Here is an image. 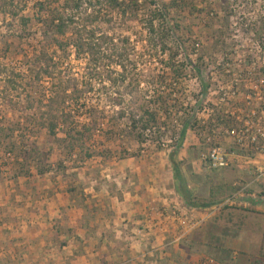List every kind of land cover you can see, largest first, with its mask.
Wrapping results in <instances>:
<instances>
[{"label": "rangeland", "instance_id": "obj_1", "mask_svg": "<svg viewBox=\"0 0 264 264\" xmlns=\"http://www.w3.org/2000/svg\"><path fill=\"white\" fill-rule=\"evenodd\" d=\"M161 1L171 7L162 26L167 31L168 26L177 27L174 35L169 32L167 36L170 51L165 55H157L148 43L142 22L130 21L117 13L109 17L111 12L107 7L102 9L101 22L83 21L88 32L96 34L91 40L104 43L103 49L108 55L96 69L95 65H88L87 57H77L73 44L79 29L70 28L62 38L46 35L45 28L38 21L39 8L42 3L50 7L51 0H0V130H15V141L31 158L29 175H25L26 170L22 177H17L21 167L16 165V156L9 157L4 152L0 155V264H71L69 259L73 256V259L79 258V262L87 260L85 249L89 245L99 246L101 237L98 233L109 236L108 239L102 238L112 253L116 242L134 252L140 238L154 240L153 249L162 251L168 243L167 237L173 236V242L180 237L179 232L189 226L187 217L181 218L186 225H180V230L177 225L175 231L164 224L159 226L155 220L160 209L157 197L152 198L148 193L149 199L142 201L135 195H140L143 189L133 191L144 188V181H157V176H163L162 169L168 167L169 153L176 145L171 141L178 136L183 125L196 116V111L187 109L186 103L188 97L197 94V74H202L206 85L215 87L217 80H221L220 68L213 59L220 62L221 57L229 55L231 62L238 67L237 58H258V71L264 72V0H252L255 5L248 7L240 6L243 1L238 3L239 6H233L236 11L229 28L224 22L228 0ZM87 2L90 0H83L84 8L89 7ZM92 10H99V5L90 8L89 14ZM24 18L31 21L25 25ZM110 18L111 23H107ZM253 21L255 24L250 23ZM216 33L219 44L213 43ZM105 36L108 42L111 38L117 40L106 45ZM85 37L87 39V35ZM127 37L132 41L128 47L130 60L124 62L127 81L123 83L120 78L123 68L117 66L111 55L117 48L119 52L123 49L119 39ZM223 42L227 49L222 46ZM257 42L260 48L255 45ZM196 44L200 47L197 48ZM176 52L180 56L176 60L178 65H175L180 67L181 76L174 75L165 66L170 54ZM51 65L58 67L61 73L39 80L36 74L40 68L44 70ZM13 83L17 90L12 88ZM161 99L167 100L166 103L159 101ZM159 102L162 103L157 107ZM73 110L75 113L70 115ZM146 110L158 114V126L162 129L149 133L148 143L142 145L138 140L140 126L136 131L130 129L129 120L133 115L137 119L144 117ZM123 113L127 117L121 119ZM52 124L57 125L59 139L66 138L65 132L70 130L85 133V147L81 142L82 149L77 148L69 157L65 146L61 148L51 134ZM194 127L189 131L182 154L188 150L191 156H195L198 152L199 131L197 125ZM87 154H92L93 158H86ZM47 168L50 172L39 173L40 169ZM67 184L84 191L85 208H79L62 193ZM204 188L207 190L208 187L204 185ZM204 193L201 191L202 195ZM229 196L228 190L217 196V201L226 203ZM135 198L136 203L132 202ZM153 199H156L155 203L150 207ZM132 203L134 210L130 215L128 206ZM134 204L141 205L137 212ZM177 208L180 210L179 206ZM152 209L156 210L155 214ZM230 211L223 208L222 212L212 216L216 223L225 225L223 229L228 228L229 234L235 229V232L247 236L249 230L257 231L263 227L264 218L256 215L259 212L251 213L252 217L246 214L248 218H240L236 213L234 221L237 225H232L227 218ZM239 211L235 209L233 212ZM86 214H90V219L86 221L87 226L81 228L78 221ZM205 217L197 214L200 222L197 229L204 225ZM69 230L75 234L69 239L70 245L62 247L61 242L67 240ZM190 230L192 228L186 227L180 233L185 235ZM78 232L84 240H77L80 238ZM111 235L114 244L110 247ZM115 235L120 239L116 238V241ZM127 236L131 239L129 242L125 239ZM219 237L225 246L226 235ZM178 245L179 248H169L173 260L170 264H197L193 258L197 253V235L182 239ZM228 255L225 262L238 264L230 253ZM257 257L253 256L251 261L264 262V245L260 258ZM92 260L90 263H95ZM204 260L207 264H216L217 261L208 255L198 264H203ZM127 262L132 263L131 259L130 263ZM135 262L139 264V261ZM145 262L146 259L140 264Z\"/></svg>", "mask_w": 264, "mask_h": 264}, {"label": "trees", "instance_id": "obj_2", "mask_svg": "<svg viewBox=\"0 0 264 264\" xmlns=\"http://www.w3.org/2000/svg\"><path fill=\"white\" fill-rule=\"evenodd\" d=\"M241 2L242 4H240V6H253L255 5L254 2L252 0H228L226 1L227 6V11H226V18L224 19L225 25L227 28H229L230 25V20L231 18L234 16V11H236L235 7L233 6H239V2ZM230 2L234 3V5L230 4ZM90 8H94L99 5V10H92V12L89 14L90 8L87 6L86 8H84L85 4L83 3V0H51L50 7H47L46 3H42L40 4V8H39V24L43 25V27L45 28V32L46 35L47 34H53L56 37H66L68 31L70 30V28L75 27L77 30V38L74 41V46L75 49L77 51V57L80 59L82 57H87L85 60L87 61L88 65L92 64L95 65V68L98 69L99 66H101V62L104 61L106 58H108V55H106L105 53V49L104 48V43H96L95 40H91L93 38H95L96 34L94 32H88L87 27H85V25L83 24V21L85 22L86 20H91V23H98L101 22L102 20V12H103V7H107L110 9V15L109 17H111L113 15V13H117L119 16L124 17L125 19H129L130 21H139L143 23V27L146 28L147 31V40L148 43L156 50L157 55H165L170 51V48L168 46L167 43H169V40L167 39V36L169 34V32L171 33V35L176 33L177 27L175 25L171 26V28H169L168 26V31L164 29V27L162 26V22H165V18L166 16H169V12H170V5L167 3H164L161 0H96L95 2H92V0H90V2H87ZM176 3L173 2V5H175ZM238 4V5H237ZM171 5V6H173ZM264 7V6H263ZM53 8V9H52ZM146 8V9H145ZM197 11H198V7H197ZM199 12V11H198ZM144 13V14H143ZM83 17L86 19H83ZM108 17V18H109ZM24 23L25 25H27L31 20L24 18ZM107 23H111V18L106 20ZM251 24H255L254 22H250ZM251 31H254L253 28H251ZM167 31V32H165ZM87 33V34H84ZM167 33V34H166ZM85 35H87V40ZM174 37V36H173ZM218 33L215 34V36L213 37V43H217L219 44L220 42H218ZM86 39V40H85ZM103 39H105V41H107L105 44L108 45L109 43H112L114 41H116L117 39L115 38H111L110 42H108V38L107 36L103 37ZM176 39V38H174ZM177 40V39H176ZM120 43L123 44V49H120V52L117 51V48L115 50V53L113 52V54L111 56H113V60L116 61L117 66L123 68V73L121 74L120 78L121 80L126 82L127 81V76L126 73H128L127 68L124 64V62L129 61L130 60V53H129V46L131 45V41L132 39L127 37V38H121L119 39ZM147 42V41H146ZM60 47L62 48V44H59ZM72 45V46H73ZM222 46L225 47V49H227L226 44L223 42ZM172 51V50H171ZM180 56V54L178 52L176 53H172V55L170 54L169 56V60H167L165 62V66L168 70H170L174 75L177 76H181V71H180V67H177L175 65L176 60L178 59V57ZM110 57V56H109ZM58 67H53L48 66L46 67V69H41L39 70V72L36 74L37 78L40 80L41 78H53L56 77V73L59 72L57 70ZM56 69V70H55ZM29 72L32 73L33 71L30 69L29 67ZM61 73V72H59ZM34 77V76H33ZM197 77H200L201 82H202V87L204 88V92L206 93V91L208 90V85H206L204 83V80H202V74L198 73ZM10 83L12 84V82L10 81ZM117 83V81L115 82ZM16 85H12L13 89L15 88ZM162 98V97H161ZM159 101H162L163 104L166 103L167 100L165 99H161ZM159 102L158 105L156 104V106L158 107L160 105ZM72 110V107L70 108ZM74 112L70 111V115ZM75 113V112H74ZM93 115V114H92ZM133 115V114H132ZM93 117V116H92ZM127 116H125V114H121V119L126 118ZM158 114L154 113V112H150L148 110L145 111V116L142 118L137 119V116L133 115L131 116V119L129 120V127L132 130H137L140 126V134H138V140L139 142L144 145L148 143L147 138L149 137V133H153V131H155V129L159 128L160 130L162 128H160L158 126ZM195 118L193 119H189L182 127L180 133H179V140L177 141V143H175L176 145L172 148V150L169 153V161L171 164V168L174 172V177H175V184H176V191L179 194V196L182 198V200L184 201V204L189 208V209H194L197 210V212H200L202 210H206L209 208H214L215 211H212L209 214V217H207V220L211 218V220L214 218L212 216L216 215V213L218 212H222L223 208H225L226 210H232V212L230 211L229 213L231 214L228 218V221L230 223L235 222L234 218L236 213L233 212L235 209H239L240 212L243 210V207L240 206L241 202H246V200L240 198V195L244 194L245 196L250 195V193L252 194V191H245L242 192L241 189H231L229 190L230 192V196L228 197L226 203L225 202H218L217 199L216 200H212V201H206L203 200L202 198H199L198 196L196 197L194 195V193L188 188V185H186L185 180L182 176L181 173V169L183 167V165H185V161L184 160H180L181 158V151L183 150V146L185 143V139L187 137V133L190 130H193L196 125V121ZM194 122V123H193ZM131 125V126H130ZM56 128L57 125L52 124L51 125V134L54 136V138H56V141L58 143V145L62 148V146H65V150L67 153H69V157L73 156L74 152L76 151L77 148L82 149V143H83V147H85V133L79 131L78 129H75L73 131H68L65 132L66 138L64 139H59L57 138V134H56ZM86 129V128H85ZM7 132V133H6ZM15 130H8V131H1L0 130V155L2 152H4L5 154H7L9 157L14 155L16 156L15 158V162L16 165L20 166L21 170L19 175H17V177H22V175H24L25 171L27 170L28 172L25 175H29V163L31 162V158L29 155H27V152H24L22 149L21 144H18L15 141ZM73 133L76 134V136H73ZM74 137V138H73ZM162 137H157V139H159ZM159 141V140H158ZM82 142V143H81ZM67 144H69V146H67ZM198 148V152L196 153V158H197V162L198 164L202 167V169L208 171L209 173H214L217 171H224V170H231V169H239V167H232V168H228V169H223V170H210L208 169L204 162H203V155L205 153H207L208 148L210 147V144L207 143L206 140L202 139H198V143L197 146ZM88 159H92L93 155L91 154H87ZM1 161V158H0ZM1 169L2 166L0 165V176H1ZM241 170V169H239ZM50 172V169L47 168V170H39V173L41 175H44L46 173ZM264 186V180L261 181V183ZM66 187V186H65ZM227 190L222 188L220 190V192L218 194H221L222 192H226ZM62 193H64V195H68L70 197V199H72L73 203H77V206L81 209L86 207V198L84 196V191L82 189H78L75 186L69 185L67 184L66 190H62ZM242 193V194H241ZM80 195V197H79ZM262 196L264 197V192L262 193ZM244 200V201H243ZM233 202V204H229V202ZM248 201H252L251 199ZM225 205V206H224ZM230 205V206H227ZM98 206V205H97ZM237 206V207H235ZM89 208V206H88ZM98 208V207H96ZM248 213H258L256 211H251V210H244ZM90 213V211L88 212ZM204 213V212H203ZM240 218H243V216H241V213H239ZM90 219V214H86V216L80 220V226L82 227H86L88 222ZM218 220V219H217ZM59 221V220H58ZM216 221V220H214ZM216 223V222H215ZM218 224V223H217ZM237 225V223H235ZM143 228V227H141ZM141 228H139L141 230ZM60 232V231H59ZM75 234V232L73 230H69L68 234H67V240H65L64 242H61V246L62 247H68L69 246V239L71 240V238L73 237V235ZM59 238V235L57 234ZM112 235L110 236V242L108 243L109 245L112 243L114 244V240L111 238ZM103 238H109L108 235L103 236ZM102 238V239H103ZM57 239H54L55 241ZM125 239L129 242L131 239L130 237H125ZM78 241H80V238H77ZM104 241V239L102 240ZM147 241V240H146ZM150 244H152V246L154 245V240L149 239L148 240ZM11 245V244H10ZM169 245V244H168ZM152 246H150V250H148L147 253V257H150V254L153 256L152 260L153 262L155 261L156 264H170L172 263L171 261V257H172V253L171 250L172 247L168 246V248L166 250H164L162 252V254L155 252V249L152 248ZM170 248V249H169ZM125 250V249H124ZM129 252L127 250L124 251V254ZM168 253H170V255H168ZM160 254V255H159ZM150 257V258H151ZM142 259L145 258H140L139 260V264L143 262ZM203 261V260H202ZM207 261L204 260L203 264H206ZM226 264H230V263H226ZM252 264H264V262L259 261L258 259H256L255 261L252 262Z\"/></svg>", "mask_w": 264, "mask_h": 264}, {"label": "crops", "instance_id": "obj_3", "mask_svg": "<svg viewBox=\"0 0 264 264\" xmlns=\"http://www.w3.org/2000/svg\"><path fill=\"white\" fill-rule=\"evenodd\" d=\"M189 138V132L187 133V137L185 139V143L183 146V149L186 148V144L188 142ZM185 151V150H184ZM181 158L180 160L185 161V165L182 167V176L185 180L186 185H188V188L194 193V195L199 198H202L204 200L210 199L208 201L216 200L220 190L222 188L226 189L227 191L231 189H241L242 192L245 191H252V194L245 196L244 194L240 195V198L246 200V202H241L240 206L243 207V210L240 212H235V213H241V216L248 218L252 217L251 213H248L244 210H251V211H256L259 212L256 214L258 217H263L264 218V197L262 196V193L264 192V186L260 184L261 182H256L255 178L250 175L247 172H244L239 169H231V170H224V171H217L214 173H209L208 171L202 169V167L198 164L197 158L194 156H191V153L187 150L185 151V154L180 153ZM164 172L163 176H157V181L153 179L152 181H144V188H136L133 193H136V191H141L139 189H143L141 191V194H136L135 196L138 197V200L144 201L146 198L149 199V195L153 198V196H156L158 200V205L160 209H163L158 211L157 217L155 220L157 221L158 225L160 226L161 224H164L166 227H172L175 231V225H177L178 229L180 230V225L184 227L181 223L179 218L176 217L174 208L177 206L180 207V210L186 211L190 214H200L201 216L205 217L207 216L208 213L215 211L214 208H209L206 210H202L200 212H197V210L194 209H189L185 204L182 198L179 196L177 193L175 187V177H174V172L171 168L170 161L168 163V167L165 169H162ZM153 183V184H152ZM204 185H206V188H204ZM201 191H205L204 195L201 194ZM159 193V194H158ZM207 195L205 196V194ZM223 193V192H222ZM221 193V194H222ZM155 199V200H156ZM252 201H248V200ZM151 200V199H150ZM155 200L153 199L152 202L150 201L149 206L154 205ZM136 198L132 200V202H135ZM136 203V202H135ZM175 204L172 206V204ZM129 205V204H128ZM135 205V204H134ZM156 206V204H155ZM138 207H141V205H135V208H137L136 212L138 211ZM158 207V208H159ZM128 211L130 215L133 213L134 207L133 203L128 206ZM156 210L152 209L153 214H155ZM204 212V213H203ZM162 213V214H161ZM261 213V214H260ZM177 214V213H176ZM248 216H247V215ZM136 217V214L133 216ZM139 217V216H137ZM253 217H255L253 215ZM83 219V218H82ZM101 219V218H100ZM130 219V216H129ZM142 219V218H141ZM207 218L205 217V221H203L200 228L197 229L193 228L189 232H187L185 235L181 234L180 232H184V229L179 232V238H177L175 241L172 242L171 237H167L168 243L167 245L163 248L162 251L160 249L155 250V252L162 254L164 249L166 250L168 246L171 247H177L179 248V242L182 239H185L187 237H195L197 235V246L195 249L197 250V253L194 255V260L197 261V264L200 263L201 259L204 257H207L208 255L215 257L216 264H226L228 262H225V256L226 259L229 257L227 256V253H230L232 255V260L238 262V264H251V259L253 256L257 255V258H260V255L263 252V245H264V224L263 227L259 230H254L251 231L249 230V233L247 236L242 235V232H235L233 229L230 234L228 233V228L227 230L223 229L225 228V225L222 226L220 224L215 223V221L211 218L206 220ZM159 221V222H158ZM206 221H208L206 223ZM72 222V221H71ZM80 222V220L78 221ZM170 223V224H169ZM236 222H232V225H236ZM171 225V226H170ZM165 228V227H164ZM167 230V229H166ZM238 230V229H236ZM177 235V232H174ZM77 234L80 235V239L84 240L83 236L78 232ZM226 235V243L225 246L223 243L220 241L221 238L219 236ZM84 235V234H83ZM105 235L102 233H98V237H101ZM22 237V235H21ZM24 238V236L22 237ZM99 239V246H88L85 249L87 260H85V257H81L84 260H81L79 262V258L72 259L70 258V263L71 264H128L127 260L130 263L131 259V264H135V261H139L140 258H145L146 259V264H156L155 261L153 262L152 257L153 254H150V257H147L148 250L150 249V246L152 244L149 243V241L146 239H139V245H137L136 250L133 252V250L130 251L127 250L129 253H132V257H129L128 253L124 254V251L126 250L125 248H122V245L119 242L115 243V250L114 253L109 252L105 243V240L102 241L103 239ZM119 240L120 238L118 235H115V240ZM136 238H139V235H137ZM116 240V241H117ZM70 242V241H69ZM90 240L88 243L90 244ZM155 243V241H154ZM169 244V245H168ZM70 245V244H69ZM113 244H110V247ZM196 245V244H195ZM92 247V250H91ZM135 247V246H134ZM153 248V246H152ZM66 249V248H64ZM125 249V250H124ZM201 252V253H200ZM39 254V253H37ZM64 254H66L64 252ZM159 254V255H160ZM207 254V255H206ZM67 255V254H66ZM169 255V253H168ZM177 255H179V252L177 251ZM72 256V255H71ZM154 257V256H153ZM192 258V257H191ZM91 259H94L92 261H95L90 263ZM145 259H142L143 262ZM241 260H244L241 262ZM173 262V260H171ZM215 262V261H214ZM220 262V263H219ZM23 264V263H22ZM196 264V262H195Z\"/></svg>", "mask_w": 264, "mask_h": 264}, {"label": "built area", "instance_id": "obj_4", "mask_svg": "<svg viewBox=\"0 0 264 264\" xmlns=\"http://www.w3.org/2000/svg\"><path fill=\"white\" fill-rule=\"evenodd\" d=\"M255 45L260 48L258 42ZM196 47L199 48V44ZM221 58L220 62L213 59L220 68L218 85H208L205 93L201 79L197 77V94L188 97L186 103L187 109L196 111L199 139L210 144L203 162L210 170L239 167L252 175L256 182H261L264 180V72L258 71V58H237L238 67L231 62L229 55ZM178 140L179 134L171 142L177 143ZM174 211L185 225L186 221L181 218H189L187 229L200 224L197 214L176 207Z\"/></svg>", "mask_w": 264, "mask_h": 264}]
</instances>
